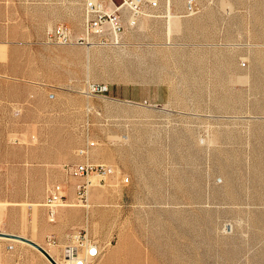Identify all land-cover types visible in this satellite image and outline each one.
I'll return each instance as SVG.
<instances>
[{
  "label": "rangeland",
  "instance_id": "374dc122",
  "mask_svg": "<svg viewBox=\"0 0 264 264\" xmlns=\"http://www.w3.org/2000/svg\"><path fill=\"white\" fill-rule=\"evenodd\" d=\"M83 1L47 0L53 23L82 27ZM54 46L21 58L44 90L0 105V263L52 264L28 240H58L39 237L46 198L19 200L40 193L21 161L45 128L54 150L96 147L63 171L115 169L94 205L65 187L100 212L94 264H264V0H159L118 44Z\"/></svg>",
  "mask_w": 264,
  "mask_h": 264
},
{
  "label": "crops",
  "instance_id": "0c3cea01",
  "mask_svg": "<svg viewBox=\"0 0 264 264\" xmlns=\"http://www.w3.org/2000/svg\"><path fill=\"white\" fill-rule=\"evenodd\" d=\"M52 9V4H49L47 0H0V105L19 104L21 102L22 85L27 88H33L36 96L37 89L44 90L46 82L40 81L38 85L35 83H23V76H26L27 73L37 75V69L35 66L22 67L21 58L31 57L33 54H42L44 50L55 47L54 44L47 41V30L58 24H68L59 22L54 24ZM79 29L75 28V30ZM30 133H32L31 136L33 137H39L40 141L34 148L32 147L33 142H30L31 147L28 151V157L23 158L21 163L24 164L27 160L33 163L32 169L40 170L39 176L36 177V184L40 186V193L28 194L19 200H44L48 194L46 187L51 180L50 174L52 175V170L57 171L58 179L64 182L68 195L73 196L76 192L77 183L82 180L80 177L71 175L68 170L67 172L64 170L65 173L63 164H76L85 159L96 161V147L88 145L85 139L81 147L86 149L84 153L80 152V148L70 151L68 147H60L54 150L51 147L52 141L48 139L50 137L49 130L43 128ZM6 160L4 159V162ZM99 183L102 185L98 184L89 189L92 205L96 204L100 197L99 194L102 192L100 187L105 186L102 181ZM47 210H44L42 216H40L43 230L39 237L43 240L51 235L58 238L59 244L57 245H42L46 249L49 247L52 254L53 252L60 254L59 250L70 242L69 234L74 228H87L90 232V229L98 230L103 226L98 217L100 212L96 210H86L87 212H85L82 208L62 206L56 213L54 222H51L49 211ZM99 258L100 255L95 262ZM104 264H110L109 259H105Z\"/></svg>",
  "mask_w": 264,
  "mask_h": 264
},
{
  "label": "built area",
  "instance_id": "2783aa9c",
  "mask_svg": "<svg viewBox=\"0 0 264 264\" xmlns=\"http://www.w3.org/2000/svg\"><path fill=\"white\" fill-rule=\"evenodd\" d=\"M159 0H84L83 23L80 31L66 24H58L47 30V41L55 45L110 46L118 44L126 30V24H135L137 19ZM94 90L105 91L99 85ZM68 172L83 179L76 185L77 201L88 200L90 183L94 177L101 180L115 172L105 164L85 162L69 166ZM70 204L65 186L56 184L48 189L45 205L51 221L55 220L59 207ZM70 242L64 247L63 264H94L101 254L98 241L87 228H74L69 234ZM49 245H57L56 238H50ZM6 264V263H0ZM21 264V263H14Z\"/></svg>",
  "mask_w": 264,
  "mask_h": 264
},
{
  "label": "water",
  "instance_id": "95a60500",
  "mask_svg": "<svg viewBox=\"0 0 264 264\" xmlns=\"http://www.w3.org/2000/svg\"><path fill=\"white\" fill-rule=\"evenodd\" d=\"M28 240L33 246H35L36 248L41 250L50 259V261H52L53 264H58L56 262V260L50 255V253L41 244H39L33 240H30V239H28Z\"/></svg>",
  "mask_w": 264,
  "mask_h": 264
},
{
  "label": "bare ground",
  "instance_id": "6f19581e",
  "mask_svg": "<svg viewBox=\"0 0 264 264\" xmlns=\"http://www.w3.org/2000/svg\"><path fill=\"white\" fill-rule=\"evenodd\" d=\"M91 184H93V181L90 183V185ZM87 207L89 206V204L87 203V204H85ZM35 247V246H34ZM36 248V247H35ZM38 249V248H37ZM46 249V248H45ZM39 250V249H38ZM47 250V249H46ZM39 251H41V250H39ZM49 253H50V255L56 260V262L58 263V264H63V260L62 261H60L56 256H54L53 254H52V252L48 249L47 250ZM42 252V251H41ZM43 253V252H42ZM44 254V253H43ZM45 255V254H44ZM46 256V255H45ZM47 257V256H46ZM48 258V257H47ZM49 259V258H48ZM50 260V259H49ZM52 262V261H51ZM53 264V263H52Z\"/></svg>",
  "mask_w": 264,
  "mask_h": 264
}]
</instances>
